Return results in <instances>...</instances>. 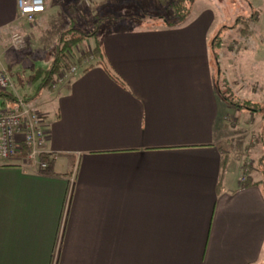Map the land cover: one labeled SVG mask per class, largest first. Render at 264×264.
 I'll return each instance as SVG.
<instances>
[{
	"label": "crops",
	"instance_id": "obj_1",
	"mask_svg": "<svg viewBox=\"0 0 264 264\" xmlns=\"http://www.w3.org/2000/svg\"><path fill=\"white\" fill-rule=\"evenodd\" d=\"M17 1L0 0L10 69L33 56L14 61L8 29L31 55L50 52L87 0H44L38 26L18 19ZM129 12L100 30L92 68L36 102L50 174L0 160V264H264L263 177L253 168L260 184L243 187L246 164L226 154L233 110L214 77L227 16L214 0H197L178 27Z\"/></svg>",
	"mask_w": 264,
	"mask_h": 264
},
{
	"label": "rangeland",
	"instance_id": "obj_2",
	"mask_svg": "<svg viewBox=\"0 0 264 264\" xmlns=\"http://www.w3.org/2000/svg\"><path fill=\"white\" fill-rule=\"evenodd\" d=\"M214 1L221 8L224 15L227 16V21L223 24V27L226 28V34L222 38V47L217 50L218 53L221 52V69L224 73L221 72L218 75V67L214 70L217 90L220 89L226 97L229 95L227 90L232 88L233 96L252 101L259 104V107L264 108V3H259L256 0ZM120 2L118 0L112 2L115 6H111V9L100 8L91 0L75 4V19L78 25L76 29L88 35L96 33L95 40L93 38L89 39L84 45L77 47L73 54L76 60H84L88 55L94 58L87 69L92 68L96 64L93 53L95 50L94 43L97 40L96 37H99L100 32H102L100 30L106 28L110 20L113 21L116 17L123 16L125 9L130 11V15L133 13L134 16L139 17L143 22L151 20L154 23H164L162 19L168 16L160 0L138 1V3L135 2L137 7L133 9L125 8V4L121 5L122 3L120 4ZM152 22L147 24L151 26L157 25ZM37 24L38 21L35 25L38 26ZM7 31L5 40L10 42L13 34H20L25 40L24 46L17 49H11L9 45L8 50L13 51L12 58L14 61H25L33 56L30 67L34 68L35 72L39 68H48L49 63L47 62L52 61L54 50L47 51L46 49L49 47L47 46L43 48L42 54L31 55L28 51L27 37L23 32L12 28ZM215 51L212 50L213 65L216 64L214 61L217 51ZM5 55H3L1 60L9 73L12 76L13 74L15 75L13 80L19 93L25 98L28 107H40L36 103L40 100L42 94V92L38 94L40 83L37 82L32 87L27 85L28 79L34 74V71L32 72L28 66L21 68L19 65L10 69L12 64L9 65L5 61ZM22 64L24 65V62ZM82 71L84 72L85 70ZM226 78L230 81V87L225 84ZM221 92L220 95L224 99ZM226 106L230 107L227 103ZM230 108H232L233 113L225 116L231 130L230 134L225 138V141L227 140L229 144L228 147H225L228 151L226 154L236 163L242 165L245 163V170L247 173H251L253 168L257 170L258 161L263 155V146L260 143L259 136L264 132V109L261 113H254L245 110L239 111V109L235 110L233 107ZM259 174L254 173L253 176L260 178ZM246 177L247 175L243 178L245 179Z\"/></svg>",
	"mask_w": 264,
	"mask_h": 264
},
{
	"label": "built area",
	"instance_id": "obj_3",
	"mask_svg": "<svg viewBox=\"0 0 264 264\" xmlns=\"http://www.w3.org/2000/svg\"><path fill=\"white\" fill-rule=\"evenodd\" d=\"M17 8L18 19L32 26L45 13V1L18 0ZM24 43L22 35L13 34L10 48L17 49L24 46ZM1 59L0 55V92L9 95L13 102L7 108L0 105V160L20 161L26 167L45 171L49 163L43 158L55 160L54 155L46 148L50 139L49 126L38 110L28 107ZM93 60L90 55L80 61L74 55L71 56L73 64L55 77L52 88L55 89L67 80L79 76L82 70L90 67Z\"/></svg>",
	"mask_w": 264,
	"mask_h": 264
},
{
	"label": "trees",
	"instance_id": "obj_4",
	"mask_svg": "<svg viewBox=\"0 0 264 264\" xmlns=\"http://www.w3.org/2000/svg\"><path fill=\"white\" fill-rule=\"evenodd\" d=\"M197 0H160L161 5L165 8L166 15L168 14L167 18L162 19L164 23L169 27H178L183 25L188 21V19L191 17L194 4ZM95 32V31H94ZM95 34L88 35L86 33H83L79 29L73 28L72 26H69L59 37L57 38L55 49H54V55L51 63L49 64V67L47 69L39 68L34 74L28 79L27 85H34L37 82L40 83L38 94H40L43 91H52V83L55 79V77L65 68H69L73 63L71 61V56H73L74 51L77 47L82 46L85 44L86 41H88L91 38H95ZM222 37H217L214 40V46L215 48L222 45ZM98 49L97 46H95L94 54L96 50ZM81 60V59H80ZM79 60V61H80ZM78 61V62H79ZM219 64V61H217ZM220 73L222 72V69H219ZM224 73V72H222ZM225 84L227 87H230V81L228 78L225 79ZM219 93L221 92L220 89H218ZM229 91V95L226 97L221 94L224 97V100L226 103L233 107V109H239L250 111L254 113H261L264 108L259 107V104H256L252 101L246 100V99H240L239 97L233 96L232 88H229L227 90V93ZM25 99V98H24ZM237 99V100H236ZM13 100L10 98L9 95L0 92V105L2 107H8L11 105ZM26 102V100H25ZM260 143L263 146V155L261 159L258 161L257 169L260 171L262 175V184L264 185V132L260 134ZM44 161H48L49 167L45 171H38L41 174H50L51 169L54 165L55 160H49L48 158H43ZM246 167V166H245ZM247 175L246 179L244 180L243 187L253 186V185H259L260 183H253L251 179H249L250 173H246ZM247 182V183H246Z\"/></svg>",
	"mask_w": 264,
	"mask_h": 264
}]
</instances>
